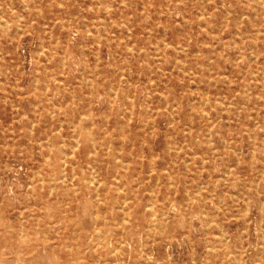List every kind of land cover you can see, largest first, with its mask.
I'll return each instance as SVG.
<instances>
[{
  "label": "rangeland",
  "instance_id": "1",
  "mask_svg": "<svg viewBox=\"0 0 264 264\" xmlns=\"http://www.w3.org/2000/svg\"><path fill=\"white\" fill-rule=\"evenodd\" d=\"M0 264H264V0H0Z\"/></svg>",
  "mask_w": 264,
  "mask_h": 264
},
{
  "label": "bare ground",
  "instance_id": "2",
  "mask_svg": "<svg viewBox=\"0 0 264 264\" xmlns=\"http://www.w3.org/2000/svg\"><path fill=\"white\" fill-rule=\"evenodd\" d=\"M108 8V7H107ZM41 12V11H40ZM91 167V166H90ZM64 175H65V173H64ZM72 178V177H71ZM57 180V179H56ZM70 181V180H69ZM42 188V187H41ZM156 195V194H155ZM161 215V214H160ZM102 227V226H101ZM163 227V226H162ZM103 233V232H102ZM101 236V235H100ZM79 259V258H78ZM98 259V258H97Z\"/></svg>",
  "mask_w": 264,
  "mask_h": 264
}]
</instances>
